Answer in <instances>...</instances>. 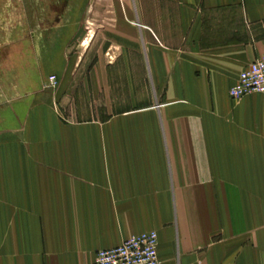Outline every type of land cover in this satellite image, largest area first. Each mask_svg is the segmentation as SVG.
<instances>
[{"label":"crops","instance_id":"1","mask_svg":"<svg viewBox=\"0 0 264 264\" xmlns=\"http://www.w3.org/2000/svg\"><path fill=\"white\" fill-rule=\"evenodd\" d=\"M48 8L26 49L45 71L14 81L25 124L0 138V264H93L148 231L161 264H264V94L229 95L264 0Z\"/></svg>","mask_w":264,"mask_h":264},{"label":"rangeland","instance_id":"2","mask_svg":"<svg viewBox=\"0 0 264 264\" xmlns=\"http://www.w3.org/2000/svg\"><path fill=\"white\" fill-rule=\"evenodd\" d=\"M52 2L54 0H0V138H15L14 130L10 131L12 134H7V129L22 127L25 124L23 112H12L13 109L21 110L24 103L19 100L18 96L25 86L15 82L25 80L29 75V69L33 71L34 66H40L36 69L38 71L36 77L40 76V72L45 71V62L37 56L38 54L26 50L29 49L28 45L34 39L32 36H28V29H38L44 24L50 27L54 24L53 21L48 20L41 22L40 18L43 15L39 16L40 13H51L48 6ZM63 8L64 12H70L66 11L67 6ZM91 8L92 6L88 5L90 12H92ZM80 11L85 13L87 7H81ZM80 23L82 26H86L88 22L80 21ZM82 28L85 31L86 28ZM75 42L73 43L75 44ZM72 55L73 52L66 53V59L70 61ZM29 63H31L30 66ZM53 65L54 61L47 65L46 72L48 74L45 75L47 83L43 84V89L55 90L57 88L58 80L55 71L52 70L54 69ZM52 76L55 80L54 85L50 83Z\"/></svg>","mask_w":264,"mask_h":264},{"label":"built area","instance_id":"3","mask_svg":"<svg viewBox=\"0 0 264 264\" xmlns=\"http://www.w3.org/2000/svg\"><path fill=\"white\" fill-rule=\"evenodd\" d=\"M50 81L54 85V76ZM252 92L264 94V54L244 67L229 89L234 99ZM157 246V233L143 232L126 238L118 246L98 250L93 264H161Z\"/></svg>","mask_w":264,"mask_h":264}]
</instances>
